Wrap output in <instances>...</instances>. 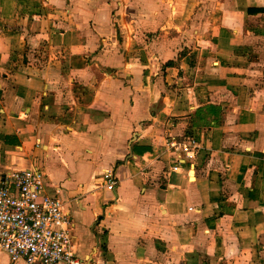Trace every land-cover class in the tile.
Listing matches in <instances>:
<instances>
[{
    "label": "crops",
    "instance_id": "0c3cea01",
    "mask_svg": "<svg viewBox=\"0 0 264 264\" xmlns=\"http://www.w3.org/2000/svg\"><path fill=\"white\" fill-rule=\"evenodd\" d=\"M34 167L85 264H264V0H0V173Z\"/></svg>",
    "mask_w": 264,
    "mask_h": 264
},
{
    "label": "built area",
    "instance_id": "2783aa9c",
    "mask_svg": "<svg viewBox=\"0 0 264 264\" xmlns=\"http://www.w3.org/2000/svg\"><path fill=\"white\" fill-rule=\"evenodd\" d=\"M167 145L188 160L199 150L192 138H172ZM105 182L108 190H116L118 180L113 170L106 171ZM74 228L68 200L60 190L48 192L42 169L0 173V251L12 263L85 264L74 252Z\"/></svg>",
    "mask_w": 264,
    "mask_h": 264
},
{
    "label": "water",
    "instance_id": "95a60500",
    "mask_svg": "<svg viewBox=\"0 0 264 264\" xmlns=\"http://www.w3.org/2000/svg\"><path fill=\"white\" fill-rule=\"evenodd\" d=\"M87 264H91V263H87Z\"/></svg>",
    "mask_w": 264,
    "mask_h": 264
}]
</instances>
